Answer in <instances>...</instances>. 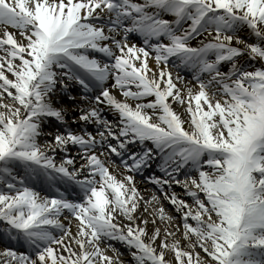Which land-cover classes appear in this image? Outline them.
Segmentation results:
<instances>
[{"label":"snow or ice","instance_id":"snow-or-ice-1","mask_svg":"<svg viewBox=\"0 0 264 264\" xmlns=\"http://www.w3.org/2000/svg\"><path fill=\"white\" fill-rule=\"evenodd\" d=\"M0 264H264V0H0Z\"/></svg>","mask_w":264,"mask_h":264},{"label":"bare ground","instance_id":"bare-ground-1","mask_svg":"<svg viewBox=\"0 0 264 264\" xmlns=\"http://www.w3.org/2000/svg\"><path fill=\"white\" fill-rule=\"evenodd\" d=\"M109 118H111V117H109ZM145 187L151 188L150 185L140 184V188H141L142 190H143ZM166 207H167V205H166Z\"/></svg>","mask_w":264,"mask_h":264}]
</instances>
